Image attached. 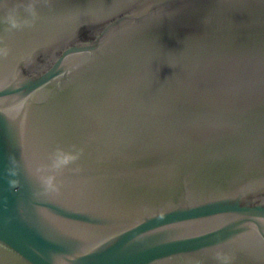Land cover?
Here are the masks:
<instances>
[{
    "label": "water",
    "instance_id": "water-1",
    "mask_svg": "<svg viewBox=\"0 0 264 264\" xmlns=\"http://www.w3.org/2000/svg\"><path fill=\"white\" fill-rule=\"evenodd\" d=\"M0 264H264V0H0Z\"/></svg>",
    "mask_w": 264,
    "mask_h": 264
}]
</instances>
